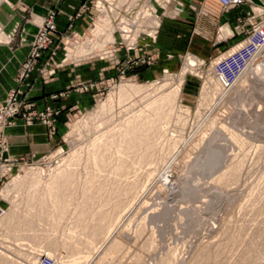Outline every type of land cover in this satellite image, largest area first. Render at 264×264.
<instances>
[{
  "label": "rangeland",
  "instance_id": "rangeland-1",
  "mask_svg": "<svg viewBox=\"0 0 264 264\" xmlns=\"http://www.w3.org/2000/svg\"><path fill=\"white\" fill-rule=\"evenodd\" d=\"M255 9V14L263 11ZM181 11L180 0H86L73 16L77 19L84 15L85 26L80 31L69 27L65 34H56L42 51L26 80L33 72L50 76L56 68L68 65H100L108 73L95 81H77L68 90V94H87L88 100L66 111L60 124L55 121L61 112L55 102L66 99L67 93L48 96L41 108L22 95V115L50 109V128L36 117L29 124L22 117V123L44 127L54 145L41 155L11 161L4 156L2 142L0 264H39L43 257L54 264H74L71 260L75 252L84 256L81 264H264V89L256 78L243 88L245 75L233 83L218 75L222 66L231 67L240 59L244 63L258 51L264 35V14L258 22L250 23L242 38L227 43L219 40L226 31L205 39L189 33L188 39L174 41V29L170 35L159 36L165 26L180 28L176 21ZM22 13L25 22L29 11ZM38 21L33 14L30 22ZM108 21L96 32L99 22ZM255 31L260 40L252 52L246 43ZM177 33L183 34L178 29ZM108 36L111 40L106 42ZM3 42L6 39L0 29ZM159 48L170 52L161 58L155 53V49L161 51ZM49 50H54L53 55ZM263 53L254 64L263 61ZM191 60L196 64L191 65ZM183 73L180 94L172 102L181 111L176 109L168 127L165 147L169 148L164 147L167 154L162 152L165 162L154 166L155 174L149 180L145 174L152 167L139 171V191L120 197L129 207L112 233L100 237L97 250H89V245L78 240L83 231L75 227L81 195L72 198L56 228L50 227V220L39 222L34 218L32 230L27 228V235L29 229L31 235L24 236L29 242L23 241L26 233L22 223L29 215L26 199L34 179L46 185L51 172L76 150L82 149L87 158V147L105 121L112 118L111 122L118 124L127 118L126 109L134 101L119 105L118 87L129 84L143 87L146 94L158 93L169 89ZM100 105L111 106L112 110L100 115ZM178 115L182 121L176 120ZM4 128H0V135ZM73 168L77 186L86 176L85 160ZM99 197L107 196L98 193ZM92 209L85 216L88 220L95 214L96 208ZM14 213L16 218L9 222ZM20 230L24 232L21 238L15 235ZM121 232L125 235L118 241ZM35 239L37 245H32ZM115 241L117 245H113Z\"/></svg>",
  "mask_w": 264,
  "mask_h": 264
},
{
  "label": "bare ground",
  "instance_id": "bare-ground-1",
  "mask_svg": "<svg viewBox=\"0 0 264 264\" xmlns=\"http://www.w3.org/2000/svg\"><path fill=\"white\" fill-rule=\"evenodd\" d=\"M108 24L109 21L108 23L99 22L98 26L96 25L95 27L96 32ZM105 40L106 42L111 40L110 36L106 37ZM260 42L259 52L256 51V53L251 54L244 61L238 73L228 82L233 83L241 77L240 75H245L246 80L241 82L243 88L252 84V80L256 78L259 84L262 83V86H260L264 89V63H262L264 62V53L262 54L263 61L260 63L257 61L258 64H254L255 58L264 50V35ZM190 64L195 65L196 62L191 60ZM183 79L184 73L177 82H173L169 86V89L148 94H146L143 87L129 84L120 85L117 89L119 105L123 103L129 104V102L134 101L126 109L127 118L118 124L112 123V118L105 121L103 128L101 126L98 127L101 129H98L99 131L94 134V138L87 147V158L82 149L76 150L68 161L51 172L46 185H42L40 180L34 179L26 199L29 215L26 216L24 223H22L25 230L23 229L24 227H21L26 234L23 235L24 232L22 230L14 234H18L20 238L22 235L23 237L30 236L34 218L39 220V222L45 219L50 220L52 229L58 227L60 219L69 209L72 198L75 195H81L82 202L76 208L80 214L75 221V227H82L83 231L79 234L78 240L89 245V250L96 251V245L99 244L100 237L102 238L104 234L108 236L117 227L122 212L129 207L128 202L126 200L121 201L120 197L131 196L139 191L137 190L139 183L136 181L140 178L139 171L145 167H152L145 174L146 179L149 180L155 174L156 169H154V166L165 162L166 150L169 148L165 147L166 142H168V127L176 109L178 113L181 111V108H175L172 102L180 94ZM260 91L257 90L256 92L262 96ZM224 93L226 92L224 91ZM111 110V106L100 105L99 114L103 115L106 111ZM176 120H181V116L178 115ZM164 147L166 148V154H164ZM84 160L86 176L82 183L76 186V183H74L76 169L73 167L80 165ZM161 177L165 183H168L167 178ZM100 178L104 180L100 182ZM98 193L107 197L96 198ZM92 208H96V211L88 220L86 214ZM2 216L3 214L0 218ZM15 218L16 213L12 214L8 221L12 222ZM27 228H31V230H28L30 235H27ZM89 228L91 230L88 232ZM70 233L72 234V232ZM123 234V232L119 234L118 241L121 240V237L123 238L125 235ZM25 237L23 241H28ZM118 241H115L113 245H117ZM31 243L35 245L37 240H32ZM72 256L74 257L71 261L74 264L83 263L84 256L81 257V252H75ZM52 264H54L53 261Z\"/></svg>",
  "mask_w": 264,
  "mask_h": 264
},
{
  "label": "crops",
  "instance_id": "crops-1",
  "mask_svg": "<svg viewBox=\"0 0 264 264\" xmlns=\"http://www.w3.org/2000/svg\"><path fill=\"white\" fill-rule=\"evenodd\" d=\"M4 0L0 2V29L6 42L0 43V102L5 98L10 90H17L18 99L22 101V95L27 100L34 103L36 108H41L48 99V96L69 93L77 81L93 80L101 75H107V70L103 66L94 64H83L81 66H65L56 68L53 75H37L33 72L28 80L17 86L14 76L20 64L26 58L29 50V43L36 33L41 20L49 11L55 13L54 26L57 35L65 34L68 28L80 31L85 26V16L74 19V12L84 6L86 0ZM182 11L176 22L179 27L165 26L161 28L159 36L170 35L172 39L189 38L190 35L200 36L205 39L208 35L215 33H227L219 40L227 43L232 40L242 38L243 34L249 30L252 22H258L264 14V0H259L262 6L253 4L249 0L239 7L222 9L215 0H180ZM257 7L263 11L255 14ZM29 11V19L25 22L22 12ZM38 18V22H30L32 15ZM174 22V21H166ZM193 27V29H192ZM177 29L183 33H177ZM192 30V31H191ZM186 34V36H185ZM155 49V53L166 56L169 49ZM88 100L87 94H68L66 99L58 100L55 105L60 113L56 117V124H60L65 117V112L75 109L76 106ZM76 101V103H75ZM66 108V110H63ZM55 138V137H54ZM1 140L5 145L4 156L11 161L28 156H38L45 153L54 145V139L47 138L46 130L39 124L26 126L19 117L13 120L12 126L4 128L1 132Z\"/></svg>",
  "mask_w": 264,
  "mask_h": 264
},
{
  "label": "built area",
  "instance_id": "built-area-1",
  "mask_svg": "<svg viewBox=\"0 0 264 264\" xmlns=\"http://www.w3.org/2000/svg\"><path fill=\"white\" fill-rule=\"evenodd\" d=\"M222 9H230L234 7H239L243 5L248 0H215ZM54 17L55 13L49 11L44 19V22L40 25L37 33L34 36V40L30 46L29 52L25 60L20 64L16 74L14 76V82L17 86L23 84L24 80L27 79L28 75L33 71L35 67L36 60H39L41 57L42 51L47 49L52 39L56 38V30L54 26ZM254 36V38H252ZM249 40H247V45H251L252 52L256 49V42H259V38L256 34H253ZM245 44V45H246ZM244 45V46H245ZM50 55H53L54 50H49ZM247 53V52H246ZM253 54V53H252ZM248 55V53H247ZM243 61L240 59L237 63L233 64L231 67L219 68L218 75H222L223 79L230 81L240 70V66ZM24 100L21 101L18 99L17 90H10L5 98L0 102V128L8 127L13 124V120L16 117L24 118L26 124H29L31 119L36 117L42 119V124L50 128L49 117L51 115L50 109L46 108L41 113L30 112L25 115H22V108L24 107ZM29 107H32L30 105ZM3 149L2 140L0 135V151ZM1 216V210H0ZM39 264H52V261L49 258L43 257L40 259Z\"/></svg>",
  "mask_w": 264,
  "mask_h": 264
},
{
  "label": "water",
  "instance_id": "water-1",
  "mask_svg": "<svg viewBox=\"0 0 264 264\" xmlns=\"http://www.w3.org/2000/svg\"><path fill=\"white\" fill-rule=\"evenodd\" d=\"M250 2H252L253 4L262 6V3L259 0H249Z\"/></svg>",
  "mask_w": 264,
  "mask_h": 264
}]
</instances>
